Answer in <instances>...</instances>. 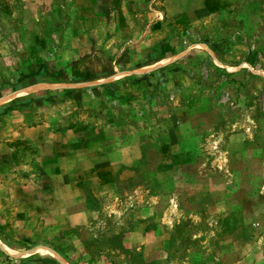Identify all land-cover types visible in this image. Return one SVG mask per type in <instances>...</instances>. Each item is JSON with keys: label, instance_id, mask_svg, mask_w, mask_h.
<instances>
[{"label": "rangeland", "instance_id": "374dc122", "mask_svg": "<svg viewBox=\"0 0 264 264\" xmlns=\"http://www.w3.org/2000/svg\"><path fill=\"white\" fill-rule=\"evenodd\" d=\"M12 6L0 264H264V0Z\"/></svg>", "mask_w": 264, "mask_h": 264}, {"label": "crops", "instance_id": "0c3cea01", "mask_svg": "<svg viewBox=\"0 0 264 264\" xmlns=\"http://www.w3.org/2000/svg\"><path fill=\"white\" fill-rule=\"evenodd\" d=\"M229 2L235 4H239V3L247 4V3L255 2V0H229ZM12 11H13L12 0H0V19L10 16Z\"/></svg>", "mask_w": 264, "mask_h": 264}]
</instances>
